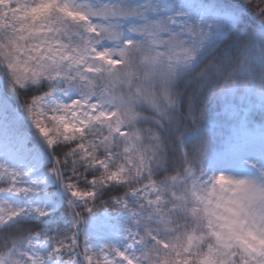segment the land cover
Listing matches in <instances>:
<instances>
[{"label":"snow or ice","instance_id":"1","mask_svg":"<svg viewBox=\"0 0 264 264\" xmlns=\"http://www.w3.org/2000/svg\"><path fill=\"white\" fill-rule=\"evenodd\" d=\"M0 264H264V0H0Z\"/></svg>","mask_w":264,"mask_h":264}]
</instances>
